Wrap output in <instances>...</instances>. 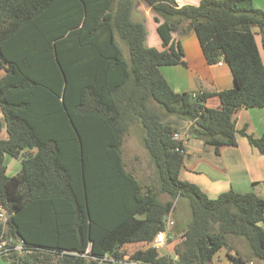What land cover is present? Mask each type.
Returning <instances> with one entry per match:
<instances>
[{
    "label": "trees",
    "instance_id": "1",
    "mask_svg": "<svg viewBox=\"0 0 264 264\" xmlns=\"http://www.w3.org/2000/svg\"><path fill=\"white\" fill-rule=\"evenodd\" d=\"M138 1L0 0V109L9 134L0 137V212H7L0 243L20 240V251L1 254L14 264H116L111 259L128 261L122 249L130 243L148 244L130 257L142 264H213L225 247L242 264L228 236L245 238L264 263V197L233 189L210 197L182 179L186 147L165 119L190 121L188 131L218 154L237 144L238 132L264 154V136L238 130L235 117L264 107V58L253 31L264 33V9L253 0H144L158 14L167 47L159 50L147 45L146 22L134 18ZM190 30L207 62L228 64L235 87L173 90L160 67L185 63L173 32ZM213 96L217 107L208 105ZM135 122L155 166L146 185L123 157ZM7 155L22 158L17 174H8ZM180 198L191 219L174 258L153 241L164 230L170 237L166 221Z\"/></svg>",
    "mask_w": 264,
    "mask_h": 264
},
{
    "label": "crops",
    "instance_id": "2",
    "mask_svg": "<svg viewBox=\"0 0 264 264\" xmlns=\"http://www.w3.org/2000/svg\"><path fill=\"white\" fill-rule=\"evenodd\" d=\"M177 2L179 5H198L201 0H177ZM253 3L256 7L264 9V0H253ZM157 16L158 14L144 0L138 1L134 18L146 22L147 45L164 50L167 47L164 46L157 30ZM253 31L264 58V33L262 34L258 27H254ZM173 38L176 42H180L183 48L185 63L160 67L173 90L216 93L235 87V79L228 64L219 65V61L207 62L194 30H190L187 34L173 32ZM5 74V67H0V77ZM219 103L218 96H213L208 101V105L212 107L219 106ZM235 117L238 130L245 128L247 133L254 137L264 136V107L241 108L236 112ZM0 119L3 121L1 134L5 133L4 138H8L9 134L1 109ZM182 121L185 125L178 126V132L186 147L184 167L181 170L182 179L196 183L210 197H216L230 189L241 193L254 191L264 197V154L251 144L247 135L238 132L237 144L224 146L218 154L214 147H209L203 140L193 139L194 141H191L190 138H186V129H189L191 122ZM28 151L34 153L36 149ZM19 159L22 165V158ZM7 167L9 171V165ZM134 244L139 248L148 246L145 243ZM0 264L14 263L2 260Z\"/></svg>",
    "mask_w": 264,
    "mask_h": 264
},
{
    "label": "rangeland",
    "instance_id": "3",
    "mask_svg": "<svg viewBox=\"0 0 264 264\" xmlns=\"http://www.w3.org/2000/svg\"><path fill=\"white\" fill-rule=\"evenodd\" d=\"M118 41L122 45L123 49L125 50V54H127V45L120 40L117 36ZM166 120L171 121L173 124L177 126H184L185 122L182 121L178 116L174 114H169L165 117ZM186 128V127H185ZM6 134L3 133L0 135L1 138H4ZM144 130L142 126L135 122L132 123L130 129L128 130L127 134L125 135L124 143H123V157L126 168L133 172L135 176L140 180L143 185L150 184L153 182L154 175H155V166L151 162V157L145 147L144 144ZM190 138L192 141L193 139H198L195 137L194 134H191L188 129H186V138ZM200 140V139H199ZM194 141V140H193ZM209 147H213L212 145H208ZM6 163L9 165V174L14 175L17 174L21 169V160L19 158L12 157L10 155L6 156ZM216 196V195H214ZM218 196V195H217ZM162 200H168L170 197L167 194L161 195ZM5 212V217L1 218V223L6 221L7 212ZM191 219V212L190 207L188 205V201L186 199L180 198L176 200V208L172 214H170L169 218V229H170V237H168L167 242L164 246H159L158 249L162 253L174 255V247L177 243L181 241L182 233L184 232L187 224ZM264 226V222L262 223ZM227 241L229 244V250L234 255L242 256L245 261L252 259L258 261L252 255V251L250 246L248 245L247 241L243 237L237 236H228ZM12 243V244H11ZM17 245H20V240L11 241L9 239H4L3 242L0 243V249H3V253L11 250H18L19 248H14ZM139 248L136 244L130 243L123 247L122 251H124L125 259L129 260L132 253ZM227 248L225 247L222 251H220L213 260V264H222V263H234L228 259L226 255ZM6 260L0 255V261ZM259 263H263L262 261H258ZM12 263V262H10Z\"/></svg>",
    "mask_w": 264,
    "mask_h": 264
},
{
    "label": "built area",
    "instance_id": "4",
    "mask_svg": "<svg viewBox=\"0 0 264 264\" xmlns=\"http://www.w3.org/2000/svg\"><path fill=\"white\" fill-rule=\"evenodd\" d=\"M225 62L224 60H221L218 62L219 65H223ZM173 138L176 139V140H182V136L179 132H176L174 133L173 135ZM0 217L3 218L5 217V212L4 210H2V212H0ZM169 218L170 216L167 218V221H166V226L169 228ZM167 239H168V231L167 230H164V231H160L154 241H153V245L155 247H159V246H164L167 242ZM15 249L16 248H19L21 250L22 248V245H17L16 247H14ZM3 253V249H0V255ZM178 255L174 252V258H177ZM113 260V262H115L116 264H142L138 261H133V260H128L126 262H122V261H115L114 259H111ZM221 264V263H220ZM222 264H235V263H222ZM242 264H264V263H259L258 261H255V260H247V261H244Z\"/></svg>",
    "mask_w": 264,
    "mask_h": 264
}]
</instances>
